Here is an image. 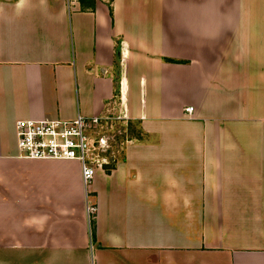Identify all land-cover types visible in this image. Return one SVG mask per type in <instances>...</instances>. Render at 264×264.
Returning <instances> with one entry per match:
<instances>
[{
  "label": "crops",
  "instance_id": "0c3cea01",
  "mask_svg": "<svg viewBox=\"0 0 264 264\" xmlns=\"http://www.w3.org/2000/svg\"><path fill=\"white\" fill-rule=\"evenodd\" d=\"M121 93L145 137L88 186L21 154ZM0 264H264V0H0Z\"/></svg>",
  "mask_w": 264,
  "mask_h": 264
},
{
  "label": "built area",
  "instance_id": "2783aa9c",
  "mask_svg": "<svg viewBox=\"0 0 264 264\" xmlns=\"http://www.w3.org/2000/svg\"><path fill=\"white\" fill-rule=\"evenodd\" d=\"M131 120L125 94H115L100 114L17 120L18 146L21 154L28 157L79 160L88 186L98 169L106 170L108 165L119 161V146H122L119 138L129 136ZM87 209L92 217L96 207L89 198Z\"/></svg>",
  "mask_w": 264,
  "mask_h": 264
},
{
  "label": "trees",
  "instance_id": "16d2710c",
  "mask_svg": "<svg viewBox=\"0 0 264 264\" xmlns=\"http://www.w3.org/2000/svg\"><path fill=\"white\" fill-rule=\"evenodd\" d=\"M167 60H169V61H180V60L174 59V58H167ZM138 124L140 125V123L136 120H131L130 123L128 124L130 137H132V138L133 137L144 138V131H143L141 125L139 126V128L137 127ZM120 137H124V135H122ZM115 166H116V164H113L111 166L108 165L106 167V171L110 172Z\"/></svg>",
  "mask_w": 264,
  "mask_h": 264
},
{
  "label": "rangeland",
  "instance_id": "374dc122",
  "mask_svg": "<svg viewBox=\"0 0 264 264\" xmlns=\"http://www.w3.org/2000/svg\"><path fill=\"white\" fill-rule=\"evenodd\" d=\"M117 92V91H116ZM139 124H138V128H139ZM145 137V136H144ZM127 138H128V140H130L132 137H130V135L129 136H124V137H121V138H119V139H122V141H121V144H122V146H119V154H120V158L121 157H123V155H124V153H125V147H126V145H127V143H128V140H127ZM134 138V137H133ZM74 160H77V159H74ZM79 161V160H78ZM80 162V161H79ZM81 163V162H80Z\"/></svg>",
  "mask_w": 264,
  "mask_h": 264
}]
</instances>
